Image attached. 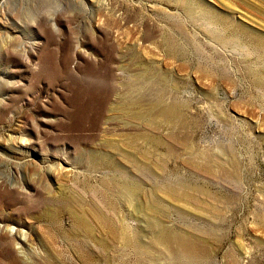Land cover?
Here are the masks:
<instances>
[{"label": "rangeland", "instance_id": "rangeland-1", "mask_svg": "<svg viewBox=\"0 0 264 264\" xmlns=\"http://www.w3.org/2000/svg\"><path fill=\"white\" fill-rule=\"evenodd\" d=\"M5 8L0 52L54 24L0 113V264H264V0Z\"/></svg>", "mask_w": 264, "mask_h": 264}, {"label": "bare ground", "instance_id": "bare-ground-1", "mask_svg": "<svg viewBox=\"0 0 264 264\" xmlns=\"http://www.w3.org/2000/svg\"><path fill=\"white\" fill-rule=\"evenodd\" d=\"M6 1L2 0L0 4V24L8 29H10L8 26L12 25L5 17L7 15L6 13ZM60 15H56V24H58L61 21L62 16L58 17ZM15 20V19H13ZM30 20V19H29ZM53 15L49 14L48 12L45 13H37L36 18L30 21H26L25 24L27 27H31L34 31V34L36 35V38L38 39V42L35 43H29L24 44L26 45L24 48L22 47V43H20L19 46L13 43V40L6 41V43L2 46L1 52H0V59L2 61H10L12 63L11 68L7 71L8 76H14L17 77L16 82H10L6 83L4 85V91L6 92V98L3 101H0V113L1 111L11 106V103L13 101L18 100L19 96L22 95L24 89H25V79L27 74L31 73V71L34 69L32 66L35 65V60L37 59L36 54L37 50H39L40 47V41L43 37V33L51 32L53 30ZM22 23V21H20ZM15 29H11L12 31ZM20 47V49L18 48ZM14 109V107H13ZM21 111V110H20ZM19 110L17 109L16 115H18ZM13 118V117H12ZM12 118H9V123L11 125ZM44 122V121H43ZM45 123H49V120H46ZM24 124H29V121L24 119ZM7 126V125H6ZM9 128V126H8ZM30 142V141H29ZM36 144V143H35ZM15 189V187H13ZM31 189V186H30ZM0 234L6 235L10 237V241L13 244H18L19 249H25L28 248V244L26 243V238L21 234V231L17 229H11L5 224V221L0 222ZM10 247V246H9ZM183 252H185V247H182ZM189 254V253H188Z\"/></svg>", "mask_w": 264, "mask_h": 264}]
</instances>
